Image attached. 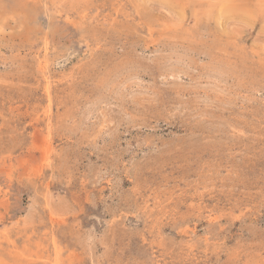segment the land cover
Instances as JSON below:
<instances>
[{"label":"rangeland","instance_id":"1","mask_svg":"<svg viewBox=\"0 0 264 264\" xmlns=\"http://www.w3.org/2000/svg\"><path fill=\"white\" fill-rule=\"evenodd\" d=\"M0 264H264V0H0Z\"/></svg>","mask_w":264,"mask_h":264}]
</instances>
